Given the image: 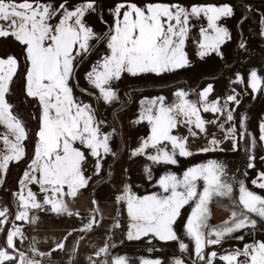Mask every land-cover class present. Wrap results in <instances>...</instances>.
Masks as SVG:
<instances>
[{"label": "snow or ice", "instance_id": "1", "mask_svg": "<svg viewBox=\"0 0 264 264\" xmlns=\"http://www.w3.org/2000/svg\"><path fill=\"white\" fill-rule=\"evenodd\" d=\"M69 0H62L58 7L41 0H0V39L14 38L24 49L26 68V94L38 100L41 111L38 117L39 130L33 159L29 169L21 180V188L17 197L15 221L35 223L38 217L30 216L32 210H50L58 215H79L68 206L66 198H75L81 189L87 187L88 178L84 174L83 165L87 159L86 152L76 147L79 142L92 157L97 158L96 168L100 169L101 150L104 154L112 152L109 135L101 136L91 106L77 102L73 96L70 81L77 59L89 54L93 45L91 41L106 39L107 52L92 69L86 73V79L96 89L105 103L118 99L116 90L111 87L113 81H119L124 73L131 76L154 73L160 75L188 66L190 61L185 45L195 27L193 21L205 19L207 27L199 29L200 39L197 41V55L203 58L216 53L222 55L220 48L231 39L226 27L219 22L222 18L232 17L234 10L224 4L216 6L211 3H193L184 6L176 3L149 2L138 6L133 0H121L115 8L110 9L113 24L107 36L97 35L86 23V16L96 11V0H83L73 8H68ZM59 17L53 25L51 21ZM264 24V18L261 21ZM264 36V27L261 29ZM241 47H244L241 44ZM18 60L15 56L0 57V125L8 130L0 136L4 149H0V172H6L10 162H19L25 155L24 141L28 138L26 126L22 119L13 113V106L6 98L10 84L17 72ZM239 80V74L237 76ZM262 78L255 70L250 72L248 86L253 92L261 90ZM211 85L200 93L204 111L213 113L227 111V120H233V111L218 106V101L211 105L206 103ZM175 95L179 103L171 107L164 106V97H156L150 101H141L143 105L139 120H146L151 126V134L140 146L132 150V156L147 155L155 163L175 165L176 151L181 157L192 156L188 150L187 138L172 134L181 122L204 131L205 121L199 114L197 103L186 99V93L178 90ZM227 102L239 104L235 95L226 98ZM183 118V120L180 119ZM193 117L195 120L193 121ZM223 127V125H221ZM240 128H244L241 118ZM226 139L233 140V150H239V140L251 134L246 130L237 134L236 126L227 129ZM195 135V133H192ZM259 141L264 143V120L259 124ZM170 142L171 151L161 145ZM212 145L218 142L213 139ZM256 138L250 141V149L254 148ZM149 148L156 149V154H147ZM214 149L204 148L208 152ZM114 155V153H112ZM264 160V157H261ZM254 156L249 155L248 168H254ZM149 171V169H146ZM247 175V173H245ZM224 165L214 160L197 164L184 171L182 178L174 174L161 176L157 182L163 190L162 194L137 196L125 185L124 191L116 197L117 202L126 205L130 218L127 238L140 239L152 234L161 241H177L179 239L174 225L181 216L185 206L191 208L184 231L194 242L196 261L202 264H213L217 252L205 253L209 245H219L230 238L243 240V235H235L249 229H256L264 222V195L250 190L244 181L239 182L238 197L233 198V184L226 179ZM203 181L202 189L197 182ZM30 184H38L44 193L40 202ZM252 184L264 190V172H260ZM216 198H227L229 217L220 225L209 223L211 207ZM97 202L93 200V204ZM45 206H50L45 208ZM94 211L99 212L98 208ZM10 216V209L0 207V227L4 226ZM98 223L90 218L81 231L88 232ZM119 222L115 227H119ZM68 235H71L69 233ZM23 239L21 228L13 224L7 231L6 247H0V264H41L36 256L51 255L64 248L57 243L52 253H40L33 246V257L16 247V239ZM67 239V237H65ZM109 245L98 248L95 257L107 256ZM182 251L188 245L179 242ZM75 251V249H74ZM219 259L224 264H264V240L244 244ZM90 264H107L89 257ZM111 264H128L124 256L112 258ZM141 264H160L158 260L142 259ZM174 264H185L176 259Z\"/></svg>", "mask_w": 264, "mask_h": 264}, {"label": "rangeland", "instance_id": "2", "mask_svg": "<svg viewBox=\"0 0 264 264\" xmlns=\"http://www.w3.org/2000/svg\"><path fill=\"white\" fill-rule=\"evenodd\" d=\"M43 3H51L58 7L62 0H41ZM83 0H69L67 7L73 8L82 3ZM121 0H96V11L86 16V23L91 26L97 35L107 36L110 26L113 24V16L110 9L115 8ZM180 3L184 6H191L193 3H211L216 6L227 4L234 10V15L228 18H222L219 22L226 27L230 33L231 39L221 46L222 55L212 53L201 58L197 55L198 44L200 39L199 29L201 26L207 27L205 19L193 21L195 27L190 33V38L186 42L185 51L190 61L188 66L182 67L175 71H169L160 75L154 73L131 76L124 73L119 81H113L111 87L116 90L118 99L111 103H105L100 97L98 89L86 79V73L102 58L107 52L106 39L100 41H91L92 51L83 59L78 58V66L75 68L73 77L70 81L73 96L77 102L89 104L94 115V119L99 126L100 134L109 135V144L112 150L109 154H104L101 150L100 169L97 171V158L92 157L94 167L92 170L86 167L85 176L88 178L87 187L81 189L92 191L93 195L101 203L107 202L109 206L106 220L101 226L110 227L119 222V235L114 238L119 239V243L111 246L109 243V256H124L128 264H141L142 259L158 260L160 264H174L176 259H181L185 264H193L196 261L194 253V242L184 231L183 225L186 222L191 208L185 206L181 210V216L178 218L174 229L179 239L177 241H161L152 234L141 237L140 239L129 240L127 233L129 231L130 218L128 217L126 205L123 202H117L116 197L124 191L127 185L131 192L137 196L150 194H162L163 190L157 183L161 176L169 173L182 178L184 171L189 167L197 164L206 163L209 160L217 161L221 153L217 146L225 149L230 147L232 139H226L227 129L236 126L237 133L244 128L248 129L250 136L241 142L247 141L246 149L241 151V156L249 163V155L254 156V168H248L245 160L241 162L238 180L235 181L231 175L227 180L233 184V198L238 197L239 182L244 181L246 187L250 190L264 195V190L255 187L252 180L257 178L258 173L264 172V143L259 141V124L264 119V36L261 35V29L264 24L261 23L264 18V0H167L165 3ZM138 5L143 6L140 2ZM59 20L57 16L51 21L55 25ZM241 44L244 47H241ZM7 55L15 56L18 60L17 72L10 84V91L6 95L7 100L13 106V113L20 117L26 126L28 138L24 141L26 155L19 162H10L6 172H0V207H8L10 216L7 223L0 227V247H6L7 231L13 227L16 222L14 217L17 212L16 193L21 188V180L24 173L29 169V164L34 156L35 145L39 130L40 105L37 99L28 97L26 94V68L27 63L24 58V49L14 38L0 39V57L6 58ZM242 62L243 69H240ZM242 66V65H241ZM255 70L259 77L262 78L261 90L253 92L248 86L250 72ZM185 73L190 79L191 84L185 85L183 81L170 83L166 86L157 87L153 85L154 81L163 80L166 82L179 79V74ZM184 74V75H185ZM239 74L240 79H237ZM211 85V91L208 93L206 103L218 101V106L224 109L227 103V109L233 111V120H227V111L218 112V115L205 121L204 131L195 127V124L186 125L183 122L172 134L187 138L188 150L193 153L189 157H181L176 151L177 164L155 163L147 158V155L132 156V150L140 146L144 139L151 134L150 124L144 120L137 123L139 114L143 105L141 101L152 100L156 97H164V106L171 107L179 103V98L175 95L178 90H183L187 95L186 99L195 103L200 100V93L203 89ZM189 86V87H188ZM235 95L240 101L239 104L227 102L226 98ZM250 116H246L247 113ZM241 118L244 119V128H240ZM183 120L182 117H180ZM223 125V127H221ZM5 126L0 125V136L7 133ZM192 133H195L193 135ZM256 138L254 148L250 149L251 139ZM215 139L218 143L212 145L211 140ZM162 147L171 151L170 142H164ZM4 144L0 141V149H4ZM214 149L208 152H202L201 149ZM147 154H156V149L149 148ZM245 152V155H243ZM114 153V155L112 154ZM247 163V162H246ZM247 168V169H246ZM149 169V171H146ZM237 172V171H236ZM229 173V172H228ZM247 173V175H245ZM235 182V184H234ZM199 181L197 182V186ZM32 192L36 194L40 202L43 201L44 193L40 192L38 184H30ZM203 187V186H202ZM201 187V188H202ZM75 199V198H74ZM69 206L74 205L71 197L66 198ZM230 201L227 198H216L213 200L211 207V218L209 223L214 226L229 217L228 205ZM50 206H45L49 208ZM40 212L42 217L47 219H56L59 222L67 224L72 216L58 215L50 210H32ZM64 216V217H63ZM74 216V215H73ZM92 218H95L93 214ZM67 222V223H66ZM47 224V223H46ZM35 226L29 222H24L21 226L23 233L22 247L17 249L26 253L30 258L33 257V246L29 243L31 240H37ZM106 228H96L94 232L88 234L89 237L98 235L100 237L92 238L91 252L105 245L107 239ZM92 235V236H90ZM235 235H243V240L234 238L226 239L219 245H209L205 248V253L212 251L217 252V257L236 248H243L246 243L264 240V222H260L256 229H249L238 232ZM182 241L188 245L187 250L182 251L179 248V242ZM60 243V241H58ZM56 246L49 247L46 251L40 253H52ZM75 248V246H74ZM86 254L89 255V251ZM35 259L41 261V264H60L62 256L59 251L51 255L36 256ZM202 264V262H197ZM217 264V263H213Z\"/></svg>", "mask_w": 264, "mask_h": 264}, {"label": "crops", "instance_id": "3", "mask_svg": "<svg viewBox=\"0 0 264 264\" xmlns=\"http://www.w3.org/2000/svg\"><path fill=\"white\" fill-rule=\"evenodd\" d=\"M238 64H240V69H243L245 66V64L240 61ZM73 200L74 205L68 206L74 213H79V215H72L73 218L69 217L70 221L68 223L66 222L67 224L63 221L59 222L56 219L42 217L40 212H34L31 215L38 217V220L35 223H30L35 226L34 229H36L37 232V240H31L29 237L30 245L35 246L40 251H46L49 247L56 246L58 241H60V243L64 244L62 250H57L62 256L60 264H90L89 257H92L98 262L106 261L107 264H111L112 258L116 256L111 257L109 255H102L101 257H95L93 255L95 251L91 252L92 242L96 241H93L92 238L97 239L100 236L94 235L93 237L90 235L92 237H87L88 234L94 232L96 228H106V226H101V223L107 219L106 215L110 205H108L107 202L101 203L96 199L91 190L78 194ZM93 200L97 203L93 204ZM95 208H98L99 212L94 211ZM93 214H95V219L98 223L92 230L82 232V226L92 218ZM65 216H67V214H65ZM69 233H71V235H68ZM106 234L107 239L105 244L109 243L111 246H114L119 243V239L114 238V235H119V227H115V225L111 224L110 227L106 228ZM65 237H67V239H65ZM88 251L90 252V256L86 255Z\"/></svg>", "mask_w": 264, "mask_h": 264}, {"label": "flooded vegetation", "instance_id": "4", "mask_svg": "<svg viewBox=\"0 0 264 264\" xmlns=\"http://www.w3.org/2000/svg\"><path fill=\"white\" fill-rule=\"evenodd\" d=\"M166 1L167 0H133V2L137 3V5L140 2H143L144 5H145V4L149 3V2H162V3H165ZM138 6H140V5H138ZM184 74L185 73H180L179 77H178L179 79H176L174 81H169V82H166V81H163V80L154 81L153 85L157 86V87H161V86H166V85H168L170 83H174V82H178V81H183L185 83V85H188L189 83L191 84L190 79L187 78L186 74L185 75ZM195 103H197L199 109H202L204 111L202 104H200L199 102H195ZM212 103L213 102H208L207 104L211 105ZM199 105H201V106H199ZM204 113H207V114H209V116H211V118H209V119H207V117H201L204 121H208L210 119H213V118H215L218 115V112L213 113L212 111H207V112L205 111ZM246 113H247L246 116H250L249 112H246ZM263 117H264V115H263ZM194 120H195V117H193V121ZM244 130H246L248 133H250L249 130L246 129V128H244L241 131H244ZM246 139H247V137H246ZM247 144H248L247 141L241 142V140H239V150H236V151L233 150V141L230 144V147L228 149H225L224 147L219 146V145L217 146L218 151L227 150L226 152H228V153H223L222 152L220 157L217 159V162L222 164V165H224V167H225V171L227 173L226 179L229 176L232 175L234 177V180L237 181L238 178H239L238 172L240 171L241 162L243 160H245V164L246 165L248 164V161L246 159H243V157H240L241 156V151H243V148H244V150L246 149ZM243 155H245V152H244ZM234 184H235V182H234ZM202 186H203V181L201 180V181H199L198 188L202 189L201 188ZM238 188H239V186H238Z\"/></svg>", "mask_w": 264, "mask_h": 264}, {"label": "bare ground", "instance_id": "5", "mask_svg": "<svg viewBox=\"0 0 264 264\" xmlns=\"http://www.w3.org/2000/svg\"><path fill=\"white\" fill-rule=\"evenodd\" d=\"M199 106H201V105H199ZM204 112L205 111H203L202 109H199V114H200L201 117H207V119L211 118V116H209V114L204 113ZM75 146L78 147V148H81V150H83V151L86 152L87 159H86V161H85V163L83 165V170L85 171V173H86V169H85L86 167H89V169L92 170L93 167H94L93 165L95 163H94V161L92 159V156H91L90 152H88L86 149H84L83 146L79 144V142H76V145ZM23 223L24 222L16 221L14 224L18 225L21 228V226H22ZM22 241H23V239L21 240L20 238H17L16 239V245L22 247V245H21L22 244ZM213 263L224 264V262L221 261L219 258L213 259Z\"/></svg>", "mask_w": 264, "mask_h": 264}]
</instances>
